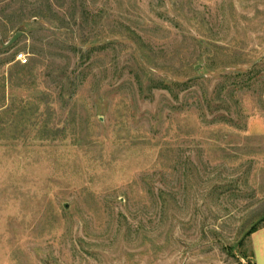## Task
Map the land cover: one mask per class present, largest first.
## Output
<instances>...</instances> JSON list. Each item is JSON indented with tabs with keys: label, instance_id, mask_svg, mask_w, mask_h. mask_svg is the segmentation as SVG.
<instances>
[{
	"label": "rangeland",
	"instance_id": "1",
	"mask_svg": "<svg viewBox=\"0 0 264 264\" xmlns=\"http://www.w3.org/2000/svg\"><path fill=\"white\" fill-rule=\"evenodd\" d=\"M263 217L264 0H0V264H264Z\"/></svg>",
	"mask_w": 264,
	"mask_h": 264
},
{
	"label": "water",
	"instance_id": "2",
	"mask_svg": "<svg viewBox=\"0 0 264 264\" xmlns=\"http://www.w3.org/2000/svg\"><path fill=\"white\" fill-rule=\"evenodd\" d=\"M18 36L19 35H16L15 37H13L11 40H9L8 41V43L6 44V45H4V47H9V46H11L12 44H14V42L18 39ZM264 220V217L263 218H261L260 220H258L252 227H254V226H256L258 223H260V222H262ZM251 227V228H252ZM248 235V232H246L244 235H243V237L241 238V240L238 242V243H236V245H235V248H237L238 247V245H239V243L246 237Z\"/></svg>",
	"mask_w": 264,
	"mask_h": 264
},
{
	"label": "built area",
	"instance_id": "3",
	"mask_svg": "<svg viewBox=\"0 0 264 264\" xmlns=\"http://www.w3.org/2000/svg\"><path fill=\"white\" fill-rule=\"evenodd\" d=\"M16 60L21 62L22 64H25L27 62L26 57L24 54H20L16 56Z\"/></svg>",
	"mask_w": 264,
	"mask_h": 264
},
{
	"label": "trees",
	"instance_id": "4",
	"mask_svg": "<svg viewBox=\"0 0 264 264\" xmlns=\"http://www.w3.org/2000/svg\"><path fill=\"white\" fill-rule=\"evenodd\" d=\"M236 87L235 88H239L240 87V85H239V83H238V85L236 84L235 85ZM236 90V89H235ZM239 90V89H238ZM256 226H254V227H252L251 229H254Z\"/></svg>",
	"mask_w": 264,
	"mask_h": 264
}]
</instances>
